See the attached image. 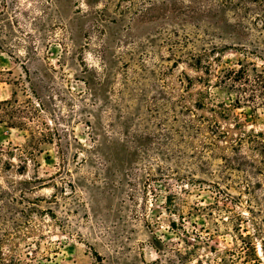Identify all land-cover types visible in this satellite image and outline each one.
<instances>
[{
	"label": "rangeland",
	"instance_id": "1",
	"mask_svg": "<svg viewBox=\"0 0 264 264\" xmlns=\"http://www.w3.org/2000/svg\"><path fill=\"white\" fill-rule=\"evenodd\" d=\"M248 6L0 0V100L15 93L23 122H0V149L30 143L38 162L19 175L12 160L0 185L47 184L18 205L21 264H264L262 158L209 129L226 124L221 102L250 94L219 68L261 64L231 34ZM235 112L264 128V105Z\"/></svg>",
	"mask_w": 264,
	"mask_h": 264
},
{
	"label": "trees",
	"instance_id": "2",
	"mask_svg": "<svg viewBox=\"0 0 264 264\" xmlns=\"http://www.w3.org/2000/svg\"><path fill=\"white\" fill-rule=\"evenodd\" d=\"M247 1L249 6L246 8L245 14L241 15L237 22L233 23L231 34L238 39V43L242 41L248 42L249 48L247 47L244 50L259 59L261 64L257 65L252 60L244 61L240 59L235 64L222 65V68H219L218 71L221 74L218 77H220L221 81H227L231 87H237L244 93L250 92V94L247 95V98H237L229 104L221 102L220 107L222 110L217 111L216 114L223 118L226 124L223 126L218 118H214L213 124L210 126L212 128L209 129L212 133H215L216 139L229 143L228 146L233 151L239 150L243 144H247L249 150L262 158L259 163L262 161V167L260 168H264V128H256L254 120L250 124L251 127L247 128L248 120L240 117L235 112V109L240 107L241 102H250L253 106L264 105V0ZM242 45L245 47L244 43ZM0 48H2L1 42ZM234 48L240 49L238 46ZM202 55L207 57L205 51ZM196 65L195 67L201 66L200 57L197 58ZM204 67V73L209 76L212 63L208 61ZM199 79H202V77H199ZM17 101L15 93L9 99L0 100L1 123H6L12 127L22 126V110L18 106ZM199 107L204 108L206 105L201 101ZM211 109L215 110L214 108ZM34 148L35 146L29 143L22 146H11L6 148V150L0 149V162L2 163L0 168L10 169L14 166L12 160L17 159L19 164L16 171H18L19 175H24L30 161L38 165ZM59 152L61 162H64L66 158L63 152ZM3 155L7 156L8 159L4 160ZM41 181H43V178L35 176L32 180H7L6 185H0V264H21V259L13 254L15 248L13 239L29 232L25 224H29L30 220L26 219L27 217L24 221L19 220L21 216L19 217L18 205L22 203L24 198L27 199L25 192L32 191L33 188L47 186ZM30 184H33V186H27ZM32 209L33 207H29L28 211L30 212ZM3 247H7L8 252L11 253L6 254L3 251ZM261 249L264 253L262 245ZM254 256L258 261L256 254Z\"/></svg>",
	"mask_w": 264,
	"mask_h": 264
}]
</instances>
